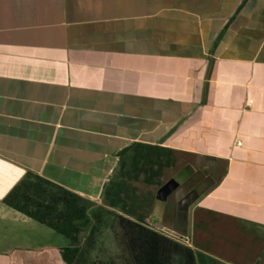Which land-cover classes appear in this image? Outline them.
<instances>
[{
	"label": "crops",
	"instance_id": "1",
	"mask_svg": "<svg viewBox=\"0 0 264 264\" xmlns=\"http://www.w3.org/2000/svg\"><path fill=\"white\" fill-rule=\"evenodd\" d=\"M136 145L199 195L144 220L167 263L264 264V0H0V264L72 246L2 204L26 172L100 205Z\"/></svg>",
	"mask_w": 264,
	"mask_h": 264
},
{
	"label": "trees",
	"instance_id": "2",
	"mask_svg": "<svg viewBox=\"0 0 264 264\" xmlns=\"http://www.w3.org/2000/svg\"><path fill=\"white\" fill-rule=\"evenodd\" d=\"M127 155L129 166L125 160ZM174 157L172 151L139 145L119 153L118 166L104 185L100 205L31 172L24 174L2 204L69 240L72 246L62 253L66 264H77L83 245L92 244L108 217H112L120 229L132 264H169L161 255V235L143 226L155 205H163L164 201L156 199V195L153 200L137 195L129 179L134 176L138 181L143 175V183L157 187L158 191L171 180L181 184L176 178L165 183L160 181L163 168L174 166Z\"/></svg>",
	"mask_w": 264,
	"mask_h": 264
},
{
	"label": "rangeland",
	"instance_id": "3",
	"mask_svg": "<svg viewBox=\"0 0 264 264\" xmlns=\"http://www.w3.org/2000/svg\"><path fill=\"white\" fill-rule=\"evenodd\" d=\"M174 160L177 163V166H173L170 168L164 167L161 175L162 178L160 179L161 182L165 183L170 178L175 177L178 173H182L185 164L188 162L186 161L187 158L182 155H175ZM143 177V175L140 176V180L136 182V180H134V176H131V178L129 179V183L136 188L137 195L141 197L145 196L148 199L153 200L156 192L158 191V188L155 186H148L144 184ZM196 178L198 177L192 176L187 180V183L194 186L193 184L195 183V180H197ZM106 221L107 222L93 237L92 244L90 246H87V244L83 245L82 253L77 260V264L106 263L110 261L114 262L115 264H132L121 231L117 227L115 220L112 217H108ZM160 235V246L164 248L166 247L169 239L167 234L160 233ZM61 239H64L66 243L70 242L65 238Z\"/></svg>",
	"mask_w": 264,
	"mask_h": 264
},
{
	"label": "water",
	"instance_id": "4",
	"mask_svg": "<svg viewBox=\"0 0 264 264\" xmlns=\"http://www.w3.org/2000/svg\"><path fill=\"white\" fill-rule=\"evenodd\" d=\"M156 199L164 201L167 205H175L180 212H187L198 201L199 195L184 184H176L171 180L159 189Z\"/></svg>",
	"mask_w": 264,
	"mask_h": 264
},
{
	"label": "built area",
	"instance_id": "5",
	"mask_svg": "<svg viewBox=\"0 0 264 264\" xmlns=\"http://www.w3.org/2000/svg\"><path fill=\"white\" fill-rule=\"evenodd\" d=\"M143 226L145 228L153 231V232L158 233V234H160V233L167 234L168 238H170V239H174V240H179L180 239V237L176 233L171 232V231H169V230H167V229H165V228H163V227H161L159 225H155V224H152V223L148 222V223H144Z\"/></svg>",
	"mask_w": 264,
	"mask_h": 264
}]
</instances>
